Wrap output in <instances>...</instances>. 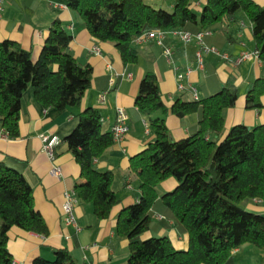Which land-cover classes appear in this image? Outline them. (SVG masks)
<instances>
[{
    "label": "trees",
    "instance_id": "trees-1",
    "mask_svg": "<svg viewBox=\"0 0 264 264\" xmlns=\"http://www.w3.org/2000/svg\"><path fill=\"white\" fill-rule=\"evenodd\" d=\"M48 1L69 9L96 41L112 43L124 64L137 62L132 42L144 33L206 34L241 11L251 24L255 56L264 63V8L251 0H205L199 13L191 0H172V11L144 0ZM71 40L72 31L59 20L49 26L36 60L17 42L0 40V127L7 137L19 135L21 97L28 87L44 108L62 111L80 104L92 68L73 57ZM263 96L264 78H258L245 94V107L260 110ZM236 98L229 80L210 96L176 99L169 111L178 118L197 113L198 121L186 137L173 140L156 76L148 72L140 79L134 104L148 117L155 136L129 159L140 195L119 211L116 220V234L128 241V264H235L236 248L248 244L264 250V216L241 205L244 200L264 201V123L237 124L224 133L223 111L233 107ZM77 119L63 139L80 168L82 180L73 191L77 202L106 220L119 199L111 188L112 172L97 169L94 161L115 140L112 132L101 130L99 110L87 107ZM168 178L176 181L175 187L159 195V184ZM168 221L186 234L185 249L175 248L166 235L142 237L165 228ZM12 227L42 237L49 234L34 207L30 184L20 172L0 163V264H13L7 245ZM53 254V259L36 257L32 264H78L65 248H55Z\"/></svg>",
    "mask_w": 264,
    "mask_h": 264
},
{
    "label": "crops",
    "instance_id": "crops-1",
    "mask_svg": "<svg viewBox=\"0 0 264 264\" xmlns=\"http://www.w3.org/2000/svg\"><path fill=\"white\" fill-rule=\"evenodd\" d=\"M144 1L155 8L173 10L172 0ZM251 1L264 8V0ZM204 2L191 0V7L199 13ZM54 20L66 23L72 31L69 51L77 62L92 68L91 81L80 104L62 111L44 108L35 99L32 88L28 87L21 97L18 137L0 136V163L25 177L33 190L34 207L49 230L48 236L42 237L12 227L8 232V249L13 264H32L36 257L53 259L55 248L67 249L78 264H128V241L116 234V220L119 211L135 203L140 195L139 180L128 168L129 159L143 150L155 136L148 117L134 104L140 79L148 72L156 76L161 99L167 108L163 114L165 124L171 139L177 140L188 135L189 129L198 121V114L178 118L169 111L173 102L178 98L191 101L210 96L229 80L237 98L233 107L223 111L224 133L233 125L254 127L264 123V96L260 110L245 107L248 88L256 79L264 78V63L255 56L251 24L241 11L235 13L234 19L224 20L214 31L202 34L203 45L215 48L218 53L203 50L194 37L183 42L175 31L167 30L163 31L160 43H157V38L135 39L132 46L138 60L132 64L121 61L112 43L93 39L69 9L48 0H1L0 40L17 42L36 60ZM164 48L170 49L168 59L163 55ZM197 52H200V61ZM223 54L227 58H223ZM179 83L182 90L178 89ZM87 107L99 110L103 132H111L116 123L117 109L121 108L126 116L124 123L127 129L94 161L97 169L112 172L111 188L119 204L108 219L99 220L77 202L73 209L79 228L76 230L66 224L61 205L64 194L73 191L74 185L82 179L80 168L63 139L77 125V115ZM43 134L60 139L53 162L42 151L40 137ZM52 164L61 168V177L49 174ZM175 185L176 181L168 178L159 184L158 194L171 191ZM242 204L248 211L264 214V201L244 200ZM152 235L168 236L175 248L187 247L186 234L178 233L171 221L165 228L145 232L142 237ZM242 254L246 255L243 259L239 258ZM233 258L235 264H264V250L245 244L233 251Z\"/></svg>",
    "mask_w": 264,
    "mask_h": 264
},
{
    "label": "built area",
    "instance_id": "built-area-1",
    "mask_svg": "<svg viewBox=\"0 0 264 264\" xmlns=\"http://www.w3.org/2000/svg\"><path fill=\"white\" fill-rule=\"evenodd\" d=\"M1 1V0H0ZM180 39L183 42H188L190 41L193 37L201 44L202 49L205 51H212L218 53V51L215 48L207 47L204 46L201 38H202V33H197L195 35H192L188 32H176ZM163 35V31H154V32H147L141 35L138 39L140 38H157V43H160V39ZM97 50V49H96ZM163 55L166 57V59L169 58L170 56V49L169 48H164L163 50ZM247 56V55H244ZM223 58H227L226 55H222ZM243 57V55L239 58V60ZM197 58L198 61H200V52H197ZM178 78L181 79L182 75L179 74ZM183 86L181 83L178 84V89L182 90ZM195 95V94H194ZM125 114L121 108L117 109V118H116V123L112 127V135L115 141H118L121 136L126 132V126H125ZM0 136L5 137L6 134L1 131ZM41 140H42V151L47 155L49 160L51 162L54 161L55 159V147L60 143V139L55 136V135H41ZM49 174L54 176V177H61L62 171L61 168L58 165L52 164L49 170ZM77 203V199L75 197L74 191L66 192L64 194V200L61 205V210L65 218V222L68 225H72L76 230H78V226L76 224L75 216L73 213L74 205Z\"/></svg>",
    "mask_w": 264,
    "mask_h": 264
},
{
    "label": "rangeland",
    "instance_id": "rangeland-1",
    "mask_svg": "<svg viewBox=\"0 0 264 264\" xmlns=\"http://www.w3.org/2000/svg\"><path fill=\"white\" fill-rule=\"evenodd\" d=\"M158 187H160V186H158ZM243 207H244V204H241ZM239 256V255H238ZM246 257V255L245 254H242V255H240V257L239 258H245Z\"/></svg>",
    "mask_w": 264,
    "mask_h": 264
},
{
    "label": "water",
    "instance_id": "water-1",
    "mask_svg": "<svg viewBox=\"0 0 264 264\" xmlns=\"http://www.w3.org/2000/svg\"><path fill=\"white\" fill-rule=\"evenodd\" d=\"M234 92V91H233ZM262 216H264V214H262Z\"/></svg>",
    "mask_w": 264,
    "mask_h": 264
}]
</instances>
